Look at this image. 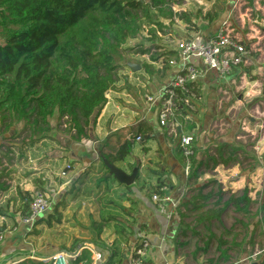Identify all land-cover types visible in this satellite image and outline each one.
<instances>
[{"label":"rangeland","instance_id":"374dc122","mask_svg":"<svg viewBox=\"0 0 264 264\" xmlns=\"http://www.w3.org/2000/svg\"><path fill=\"white\" fill-rule=\"evenodd\" d=\"M208 1L210 2L211 0ZM228 2H233V0H228ZM192 3L195 4V0L194 2L192 0H184L182 8L192 7L195 10ZM234 3L235 8L230 15V20H228L229 28H233V32L245 36L243 37L245 38L243 39L244 43L248 42L246 63L235 66L234 70L225 77L219 76V80L216 81L217 84L213 88L210 86L208 90H205L199 100L196 99L198 105L195 101H192L193 106H187L188 114L185 113V115L187 114L185 117H181V113H177L175 116L178 124L182 123L180 125L182 128L181 133L183 135H191L193 142L195 141L197 144L194 158L186 160V165L188 164L189 167L188 171L185 172L186 185L215 180L216 184L213 189L222 190V201L232 194L240 196L245 193L250 198L246 211L236 212L232 207L228 206L222 213L221 219L212 221L209 226V230L226 241L222 248L227 249L231 258L226 262L231 264H264V0H234ZM224 9L225 6L223 7ZM173 10L179 9L173 7ZM216 10L217 7L214 3L212 12L217 13ZM161 20L163 24L166 22L163 19ZM178 27L176 22L169 23L167 21V24L163 25L162 29L157 28V32L161 36H158L157 33L154 38L149 35L145 27L136 38L125 44L126 48L132 49H127L123 53L120 62L126 64L128 60H133L134 57H132L131 50L138 49L143 44L145 46L146 43L164 39L163 37H169L170 40H173L174 38L169 35L170 32L167 30L180 29ZM137 44L139 46H136ZM150 49H154L153 45L150 46ZM127 66L123 76L128 77L127 79L122 78V80L126 83L129 80L141 81L142 79L139 76L132 73L135 71L131 70V72L129 70L130 67L128 68ZM131 74H134L133 78L129 77ZM175 75H173L172 79ZM200 77H198L197 81ZM123 87L125 90L129 89L125 85ZM162 91L163 88L159 91L160 99L162 98ZM141 95L143 98V93ZM139 98L142 99L141 96ZM129 100L130 98L126 99V101ZM49 121L50 131L45 138L40 137L34 144H30L28 140L29 133L23 131L22 128L8 139L20 143V145L22 144L23 147L21 151L17 148L15 149L19 154L18 161L20 166L23 167L22 171H19L20 174H17L20 176L18 184L21 185L16 187L30 188L31 195L36 191L45 192L50 205L37 218L46 217L51 211H54L53 207L59 204L57 211L61 214V221L56 222L52 218L51 224L44 223L31 226V228L28 227L29 225L20 224L22 219L19 214L21 201L15 191L16 181L10 179L9 181L13 185L11 189L6 192L0 191V230L2 231L0 247L3 246L9 233L13 235L25 229V237H27L25 240L28 244L20 246V242L16 240L18 237L13 235V239H15L13 246L25 254L29 251V254L35 255L33 259H37L39 256L47 258L53 252L71 247L77 240L85 243L90 242L92 237L88 227L93 218L100 220L101 217L107 216L108 212L109 215H115L117 218L126 216L125 210H122L118 205L117 207L111 205L108 201L112 200L111 202H119L118 204H121L123 200H126L122 194L126 193L125 186L128 185L119 183L109 173L108 178H112V185L102 183L104 181H101V178L107 172L98 158L92 162L94 164L96 161V186H92L95 181L94 177L87 179L90 181L87 182L86 186L81 184L82 181H86L85 176L81 173L89 168L83 169L78 173L79 176H76V183H74L77 184L76 186H62L64 182H70L79 168L83 167L81 162L82 153L79 152L83 148L79 147V142L71 139L65 125L57 122L56 114H53ZM159 127L163 128V125L159 123ZM175 127H173L174 133L177 135L178 142L180 136L177 134ZM117 136L120 138L119 135ZM135 139V145L137 146L147 141L141 140V138L139 140ZM118 140L122 141L121 139ZM225 141L231 142L234 146L240 148L236 163L228 166L218 165L214 168L197 167L203 157L202 153L207 147ZM157 148L158 146L153 143V151ZM5 149L6 147L4 146ZM141 149L143 148L141 147ZM11 153L13 154V151ZM21 153L23 154L21 155ZM164 155L166 158L163 159L162 165H160L161 170L153 165L154 161H150L151 155L148 156L149 160L146 159V164L145 160L141 161V158L135 157V154H129V161L132 163L130 165L122 164L124 168H127V173H130L138 162L147 165V168H142L138 179L129 185L130 188H138L141 185L148 186V184L149 186H157L161 178H159V174H153L152 170L159 169V172L164 174L163 166L166 159L168 160L167 165H170V161H172L169 157L171 156L169 152L165 150ZM5 163L10 165L11 162H7V158H2L0 168L2 165L7 166ZM67 164L70 165V168L66 176H63L61 173ZM137 167L138 170L141 169L140 165ZM195 169H197V175L199 176L189 180L188 178ZM182 170L181 166L177 167L175 175H182ZM88 173L90 171H87ZM161 181L164 186L169 187V183L164 182V180ZM161 189H163V186ZM191 194L186 186L181 196L186 198ZM147 196L148 194H146ZM164 196L169 197L165 193ZM169 199L177 207L180 199L179 201L177 200V203L170 197ZM57 200L59 201L56 202ZM181 210L186 214L183 222L189 224L191 228H187L185 234L180 233L184 230L183 228L181 230L177 229L175 238L176 243H179L177 245L178 254H180L182 261L186 264H209V260H215L219 254L217 241H213L206 252L197 250L203 247L209 230L204 227L205 224L197 225L194 223L193 213L184 211L183 207H181ZM174 216H177V208H175ZM14 226H16V231L12 232L11 230H13ZM124 227L128 228L127 223L124 224L123 221L117 219L112 220L104 228L101 236L105 240H111L114 237V243L120 246L123 238H126L122 232Z\"/></svg>","mask_w":264,"mask_h":264},{"label":"trees","instance_id":"16d2710c","mask_svg":"<svg viewBox=\"0 0 264 264\" xmlns=\"http://www.w3.org/2000/svg\"><path fill=\"white\" fill-rule=\"evenodd\" d=\"M183 2L184 0H0V134L22 123V130L29 133L30 144H34L40 137H46L51 129L49 118L56 114L57 122L65 125L73 141L81 142L87 139L92 116L104 106L107 101L106 95L115 89L122 77L121 70L127 66L120 62L123 53L127 49H132L126 48L125 44L136 38L145 27L152 38L156 37L157 28L162 29L164 25L161 19L169 23L179 19L195 26V14L183 10ZM173 7L179 10H173ZM217 15L207 13L209 21L215 19ZM244 46L248 49V42L244 43ZM149 51L150 47L140 46L136 49L141 55L148 54ZM159 55L164 56L162 71L170 66V58H176L178 54L177 51L170 49ZM151 57L154 59L155 56ZM144 66L149 67V64L145 63ZM194 91L201 96L199 90ZM176 93L181 99L185 98L186 94L180 89H177ZM186 109L176 108L175 114L181 112L183 116ZM147 126L140 124L132 127L129 138L118 141L115 149L101 156L112 164L125 160L131 154L136 136H140L144 141L150 139L151 127ZM163 126L168 127V124ZM175 128L180 136L179 128ZM12 142L10 140V143ZM196 145L192 137L190 144L192 154L188 160L194 158ZM209 147L203 151V157L197 167L228 166L238 161L240 148L231 142L225 141ZM3 152L0 153V164L2 158H7V162H11L10 146H6ZM176 152L180 161L186 165L179 141L176 144ZM101 156L98 159L107 172V176L101 178V181H105L109 175ZM6 167L0 168V191L9 187V183L3 179V176L9 173ZM197 172L195 169L188 179L198 177ZM138 177L139 171L135 181ZM215 184V180H206L186 185L192 194L186 198L182 197L176 207L178 228L184 229L180 233L185 234L187 228H191L189 224L183 222L186 214L182 212L181 207L184 211L194 214L195 224H205L204 227L208 230L212 221L221 219L228 206L236 212L247 210L250 198L245 193L240 196L229 195L222 201V190L218 188L214 190ZM163 185V182H159L157 186H150L148 194L157 193L163 196L164 191L161 190ZM31 193L18 188L21 218L30 213ZM165 204L168 206L170 202ZM58 205L56 204L53 207L54 211L46 217L41 216L34 220L32 226L51 224L52 218L60 222ZM113 205L117 207L116 204ZM155 208L157 209V203ZM116 219L118 218L115 215H107L91 222L94 235L90 242L110 252L105 264H111L116 250L112 244L102 240L101 234L109 222ZM20 224L29 225L23 222ZM28 227L31 228L30 225ZM11 231H16V226ZM193 231L197 233L194 229ZM1 233L0 230V235ZM213 241H217L219 254L215 260H209V264H231L226 262L231 259L227 249L222 248L226 241L211 230L203 247L197 250L206 252ZM79 244L83 246L84 243L77 240L71 247L62 249L71 254ZM178 244L174 237L176 251ZM14 251L16 252H12L8 259L14 255L16 257L29 254V251L27 254L18 249ZM18 264L51 262L39 256L38 259L26 258ZM69 264H92L90 250L82 248L75 258L70 259Z\"/></svg>","mask_w":264,"mask_h":264},{"label":"crops","instance_id":"0c3cea01","mask_svg":"<svg viewBox=\"0 0 264 264\" xmlns=\"http://www.w3.org/2000/svg\"><path fill=\"white\" fill-rule=\"evenodd\" d=\"M192 2H194V0H192ZM214 3L217 7L216 14L218 15L215 17V19L209 21L207 13L211 12L212 14H215V12H212V6ZM192 5L195 7V10L192 9V7L182 9L186 10L189 14H195V26L185 23L182 20L175 19L174 23L176 22L180 29L172 31L167 30L170 32L169 35L174 38L173 40H170L169 37H163L164 39H158L154 40L153 42H148L145 44V46L143 44L142 46L144 47H150L153 45L154 48L150 49L149 53L144 55L137 53L136 49L131 50V54L134 59L128 60L127 62L139 64L140 69L132 72L129 66L128 68L132 73L139 76L142 80H129L126 83L122 80V78L127 79L128 76H123L125 74L124 70L127 69L124 68L121 70L122 77H120V80L117 82L115 89L109 91V93L106 95L107 101L104 106L100 110H98L94 114V116H92L88 138L84 139L78 144L80 148H83L82 151L81 149L79 151L80 153H82L81 162L83 163V167L79 168L76 175L70 182H64L62 186H76L77 184L74 183H76V178L79 176L78 173H80L83 169L88 168V170H85L81 173L86 178V181H82L81 184L86 186L87 182L90 181L87 179H92L94 177L95 181L94 183H92V186H94L96 184V161L94 164L92 162L96 160V158H99L103 153L107 154L111 152V150H113L117 145L119 141L118 139H121L123 141L124 139L129 138L132 127H137L140 124H147L152 128H150L151 133H149L151 136L150 139H148L142 145L139 144L140 146L135 145L136 142L134 141L131 154L133 153L135 154V157H138L139 159L141 158V161L145 160L146 164V159H150V161H154L153 165L161 169L160 165H162L163 159L166 158L164 155V151L166 150V152H169L171 155L169 157L172 161H170V165H167L168 160L166 159L165 165L163 166V170H165V173L162 174L161 172H159V169L152 170V173L159 174L158 176L159 178H161V180L169 183V187L163 185V187L167 189H165L164 192L166 195H168L172 200L175 201H179V199L182 198L181 194L186 187V165H184L182 161H180V158L177 155V135L176 133H174L173 128L176 126L179 128V132H182V128L180 126L182 125V123L178 124V120L176 117L175 122H173L172 120H169L167 122L168 127L163 126V128H160L158 123V112L161 103L159 91L171 82L173 75L182 68V63L179 60V55H177L176 58H170L173 59L175 63H169L170 66H167L165 70L161 71L163 67L164 56H160L159 53H163L164 51L170 49L177 51L176 44L178 41L183 39H191L197 42L206 43L209 38L216 34L223 23L227 22L229 24L228 20H230V15L235 8L234 0L233 2H228V0H211L210 2L208 0H195V4L192 3ZM224 6L225 9L223 10ZM165 21L166 22H164V25L167 24V20ZM234 34L241 39H245L243 38L245 36H242L237 32H234ZM158 36H161V34L158 33ZM156 46H158L157 49H155ZM158 55L160 57L157 58ZM151 56H155L154 59ZM247 58L248 56L245 57V61L247 60ZM190 61H193L202 70L201 77L191 86V88L193 87L192 89H197L199 90L200 94H203L204 91L208 90L210 86H212L211 88H213L217 84L216 81L219 80V76L215 71L206 69L201 64L198 58H191ZM128 63L126 64L128 65ZM145 63L149 64V67H145ZM134 74H131L129 77L133 78L132 76ZM123 85H125L126 88L129 89L125 90ZM142 93L143 98L141 95ZM139 96H141L142 99H140ZM129 98L130 100L126 101V99ZM199 98L200 96L198 95V92H195L193 101H195L197 105L198 101L196 99L199 100ZM190 106H193L192 101L190 103ZM182 107L187 108V106L183 104H181L178 108ZM186 115L184 114L183 116L185 117ZM21 127L22 123H18L17 125L13 126L10 131L4 134H0V153H4V146H10L13 154H15H9L13 155L10 165H7L5 163L7 165L6 169L7 171H9V173L4 175L3 179L7 183H9V187L7 190H3L2 192L10 190L11 186H13L9 181L10 179H14L16 181V193L18 191V188L24 191H31L30 188L16 187L21 185L18 184L20 176H18L17 174H20L23 167L20 166V162L18 161L19 154L17 150L15 151V149L17 148L19 149V151H21L23 147L15 142L10 143V140L8 139L12 134H16L17 131L21 129ZM120 131L121 133H119ZM117 135H119L120 138H118ZM181 135L182 133L180 134V136ZM153 143L158 146V148L154 151ZM141 147L143 149H141ZM22 154L23 153H21V155ZM149 155H151L150 158L148 157ZM131 163L132 162L129 161L128 156L123 161H116L114 165L121 168L124 172H127V168H124L122 164L130 165ZM146 164H140L139 162L137 163V166L140 165L141 167V169L138 170L139 173H141L143 167L147 168ZM179 166H181L183 169L182 175H175V169ZM168 167L169 169L167 170ZM87 171H90V173L87 174ZM111 179L112 178L107 177L106 180L102 183L112 185ZM161 180L159 181L162 182ZM149 188V184L148 186H138V188H127L125 186L126 193H123L122 195L126 198V200H123L121 204H118L119 202H111L112 200H110L111 205L116 204L121 207L122 210H125L126 216L124 218L119 217L117 220L123 221L124 224L127 223L128 227H124V230L122 231L126 238H123V242L120 246L117 243H114V237L111 240H105L104 237L101 236L104 242L112 244L114 249L116 250V255L113 257L111 264H129L132 251L141 239L148 240L151 245L149 249V259L151 264H186L182 261L180 254H178V249L177 251L175 250L174 245V237L179 226L178 219L174 215L170 218H167L163 213L160 212L158 205L157 209L155 208L156 202L152 200L151 196L153 193H151L150 195L148 194ZM146 194H148L147 197ZM58 201L59 200H57L56 202ZM107 215H109V212L107 213ZM93 220H96V218L91 219V222ZM91 222L88 228L91 232V237H93L94 231L91 227ZM25 234V229L13 234L18 237L16 240L20 242V246L28 244V242H26L25 240L27 238L25 237ZM13 235L9 233L4 241L3 246L0 247V264H18L26 258H35V255L28 254V256L20 255L16 257L14 255L13 258L8 259V256L16 249L13 246V243L15 242V239H13ZM83 243V246H81L80 244L77 245L73 253H77L78 255L82 248H87L91 252L92 264H105L107 257L110 254L108 250L100 247L96 248V243ZM61 251L64 250L62 249ZM61 251L59 250L56 252ZM92 251L100 252L101 254V257L95 262L93 261ZM56 252H53L51 255L55 254ZM48 257H45V260H49Z\"/></svg>","mask_w":264,"mask_h":264},{"label":"built area","instance_id":"2783aa9c","mask_svg":"<svg viewBox=\"0 0 264 264\" xmlns=\"http://www.w3.org/2000/svg\"><path fill=\"white\" fill-rule=\"evenodd\" d=\"M176 49L179 60L182 63V68L176 73L171 82L163 88L158 114L161 125L167 124L169 120L175 122L176 108L181 104L189 106L191 101L194 100L195 91L191 86L202 75V70L197 64L190 61L191 58H198L206 69L215 71L220 77H225L234 70L235 66L244 63L245 57L248 54L244 46V40L234 34L233 29L229 28L227 22L223 23L216 34L209 38L206 43L183 39L176 44ZM169 63L174 64L175 61L170 59ZM177 89H180L186 94L184 99L178 96L176 93ZM136 138L139 140L140 136ZM191 142V135L182 134L179 138V145L186 160L192 154V150L190 149ZM69 168L70 165L67 164L63 168L64 170L61 175L66 176ZM188 169L187 164L185 171L187 172ZM161 190L165 191V188L163 187ZM151 197L157 203L160 212L167 218L174 215L176 204L169 197L164 195L160 196L157 193H153ZM165 202H170V204L166 206ZM49 205L50 201L45 192H34L30 202V213L27 216H23L21 222L32 226L34 220L43 214ZM150 246V243L146 239H142L139 245L133 249L129 264H151L149 259ZM92 253L93 261L95 262L100 258V253L94 251ZM76 255L77 253L70 254L65 251L56 252L49 257V261L51 264H69L70 259L75 258Z\"/></svg>","mask_w":264,"mask_h":264},{"label":"water","instance_id":"95a60500","mask_svg":"<svg viewBox=\"0 0 264 264\" xmlns=\"http://www.w3.org/2000/svg\"><path fill=\"white\" fill-rule=\"evenodd\" d=\"M128 66L131 68L132 71H136L140 68V65L136 63H128ZM101 160L103 161L104 165L108 169V173L112 175L119 183H122L128 186L134 183L135 178L138 173L137 166H135L130 173H127V172H124L121 168L107 161L104 158V156H101Z\"/></svg>","mask_w":264,"mask_h":264}]
</instances>
